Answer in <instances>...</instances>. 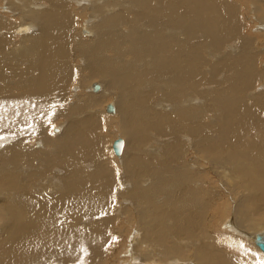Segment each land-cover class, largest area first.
I'll list each match as a JSON object with an SVG mask.
<instances>
[{
	"label": "bare ground",
	"instance_id": "6f19581e",
	"mask_svg": "<svg viewBox=\"0 0 264 264\" xmlns=\"http://www.w3.org/2000/svg\"><path fill=\"white\" fill-rule=\"evenodd\" d=\"M89 1L0 6V264H264V0Z\"/></svg>",
	"mask_w": 264,
	"mask_h": 264
},
{
	"label": "rangeland",
	"instance_id": "374dc122",
	"mask_svg": "<svg viewBox=\"0 0 264 264\" xmlns=\"http://www.w3.org/2000/svg\"><path fill=\"white\" fill-rule=\"evenodd\" d=\"M4 1L5 0H0V6H1V4L2 3H4ZM80 1V0H79ZM86 2V4H88L90 1L89 0H81V2ZM119 8V7H118ZM118 8H116L115 9V11L118 9ZM2 12H3V9L0 7V14H2ZM84 14H82V20H85V21H88V19H89V17H93L94 15L91 13V12H83ZM88 13V14H87ZM86 14V15H85ZM93 15V16H92ZM13 16H16V15H12V17ZM85 16V17H84ZM15 19H18L17 17H14ZM95 18V17H94ZM85 21H84V23H85ZM82 23V22H81ZM83 23V24H84ZM80 24V23H79ZM82 24V25H83ZM253 23L252 22H250L249 23V26L250 27H252L253 25H252ZM80 26H81V24L79 25V28H78V31L80 32ZM93 31H94V33H96V31L94 30V29H92ZM127 30H129V29H127ZM125 31V30H124ZM80 34V33H79ZM15 35V34H14ZM16 36H18V35H16ZM80 37H83V38H89V37H84V35L82 36V35H79ZM16 38H18V37H16ZM92 38V37H91ZM261 46L264 48V38L262 37L261 38ZM19 43V41L17 42V44ZM18 45H20V43L18 44ZM262 66H264V62L262 63ZM98 80V81H97ZM100 82V83H102V85H103V83H104V81L103 80H99V79H96V80H94V81H92L90 84H92L93 82ZM78 84H76L75 86H77ZM260 86H261V88H260ZM264 87V83H260V85H259V88H260V90H262V89H264L263 87ZM76 90H78L79 91V89L77 88ZM86 90H89V87H88V89H87V87H86ZM257 89H255V91H254V94L255 93H257L258 91H256ZM81 92V94L82 93H85L86 94V92H82V90L80 91ZM251 96H252V94H250ZM110 99H108L107 101H105V103L103 104V106H102V111H103V113L105 114L103 117H105L106 115H111V116H115L116 115V113L114 114L113 112H108L107 113V111H106V108H105V104L107 103V104H109V103H113L112 101H109ZM106 112V113H105ZM113 113V114H112ZM107 118V117H106ZM59 125H54L53 127H58ZM111 130H116V129H113V127L111 128ZM111 130L109 131V134H108V136H109V138H108V147H109V149L111 148V146H112V142L115 140V139H117L118 137H120V136H117L119 133H116L117 132V130H116V132L115 131H113V132H111ZM55 132V131H54ZM110 132H111V134H110ZM55 133H57V132H55ZM49 134L52 136V134H53V129H52V131H50L49 132ZM56 135V134H55ZM53 136H54V134H53ZM121 137H123V136H121ZM124 138V137H123ZM110 139V140H109ZM110 151H111V149H110ZM111 154H112V156H113V158H119L118 156H116L115 154H114V151L112 150L111 151ZM192 156V157H191ZM191 156H189V158H191V159H193V157H195V159L197 158L196 157V155H193V153L191 154ZM197 160V159H196ZM147 183V182H146ZM220 188V187H219ZM217 190L219 191V192H217V195L216 196H218V195H220V196H218V199H217V203H218V205H220L221 206V208L222 207H225V208H222L221 210L222 211H224V212H222V211H220V209H219V207H217L218 208V214L220 215V213L222 212V213H224V214H222L221 213V215H224V216H226V213H227V215L228 216H226L227 218V220L228 219H233L234 217H235V215L234 214H232V211H233V213H234V211H235V208H234V206H235V202H237V198L239 197V195H238V193H236V192H234V194L235 195H233V192L231 191V193H228L229 191L228 190H224L223 188H222V190H221V188L220 189H218L217 188ZM56 192V190H54V191H52L51 193H55ZM227 192V193H226ZM50 193V194H51ZM219 193H223L222 195L224 196H222L221 194H219ZM228 194H230V196H232V197H230V198H228ZM219 197H222V199H219ZM234 197H235V199H234ZM233 199V200H232ZM158 200H161L162 201V198H156V202L158 201ZM123 201L124 200H122V199H120V201H113L111 204H112V207H114L111 211H110V213L111 214H116L118 217H119V215L123 212L122 210H119V208L122 206V205H124L125 203H123ZM229 203H232V201H233V205L232 204H229ZM154 202H155V200H154ZM126 204H128V203H126ZM223 204V205H222ZM227 204H228V206H227ZM129 205V204H128ZM132 205V204H131ZM230 205H232L231 207H229ZM228 207V208H227ZM227 208V209H226ZM234 208V209H233ZM228 209H229V211H228ZM137 211V208H135V212ZM226 212V213H225ZM228 212H229V214H228ZM103 213V212H102ZM135 214V213H134ZM127 215V214H126ZM252 217L253 218H257V215L256 214H253L252 215ZM123 218H124V216H123ZM121 222V224H118V225H115L114 226V228H113V230H111L110 232L112 233H110L111 235H114L116 238H117V242H115L114 240L112 241V242H109L107 245H106V250L107 251H109V250H113V254H109V252H108V255H110V256H106L109 260L108 261H106L105 262V264H122L123 263V261L125 260V259H129V260H131V259H133V258H139V257H141V252H138V251H136L135 250V248L133 247V248H131V251L129 252V253H127V250H128V247H126V245H128L131 241H132V238L130 239L129 237L130 236H132V234H133V231H134V229H138V228H140L139 229V231H141L142 229H144V226L139 222H129L130 224L128 225L127 224V221H126V219H123V220H120ZM126 221V222H125ZM217 222H218V220H217ZM127 225H126V224ZM219 223H220V221H219ZM218 223V227L220 228V230L221 231H224V230H227L226 229V225H223V224H219ZM255 223L256 224H254V225H252L251 227H249L248 229H245L244 230V232L245 233H247V234H254V233H256V232H260V231H263L264 230V228H263V226L264 225H257L258 224V222L257 221H255ZM118 226V228H116ZM127 226V227H126ZM220 226H222V227H220ZM254 226V227H253ZM121 228V229H120ZM252 228V229H251ZM120 229V230H119ZM125 229H126V231H125ZM127 229H129V231L127 230ZM254 229V230H253ZM121 230H124V233L121 231ZM115 233H117V234H115ZM122 234V236H121V234ZM243 236V235H242ZM244 236H246V237H242L241 238V240L244 242V244L245 245H247V247H250L249 249H250V251H252V252H254V254H256L255 253V250H256V252H258V254L259 255H262L263 256V258H264V254H263V252L262 251H258L257 249H255L256 247H254V245H253V241H252V239H251V237H247V235H244ZM118 237H121V238H119L118 239ZM115 238V239H116ZM121 239V240H120ZM134 239H137L136 238V236H134ZM244 239V240H243ZM247 239V240H246ZM249 239V240H248ZM170 241H171V239H169ZM168 240V244H170L171 242ZM170 242V243H169ZM174 242V241H173ZM152 243H154V242H152ZM133 245H135V243H133ZM127 248V249H126ZM109 249V250H108ZM252 249V250H251ZM251 252V253H252ZM226 253L227 254H229V255H232V251L230 250V249H227L226 250ZM88 254H89V246L88 245H86V247H85V252H82V254H81V257L78 259V260H76L73 264H85V260L87 259V257H88ZM114 255V256H113ZM153 255V254H152ZM156 257L158 258H160V256H158V255H156ZM123 260V261H122ZM194 262V259L191 257V256H188L187 257V259H186V264H192ZM54 262H50L49 264H53Z\"/></svg>",
	"mask_w": 264,
	"mask_h": 264
},
{
	"label": "water",
	"instance_id": "95a60500",
	"mask_svg": "<svg viewBox=\"0 0 264 264\" xmlns=\"http://www.w3.org/2000/svg\"><path fill=\"white\" fill-rule=\"evenodd\" d=\"M99 87H100V85L98 83H95L94 88L98 89ZM107 109H108V111H113L114 106L112 104H110V105H108ZM123 146H124V139L123 138L119 137L118 139H116L114 141L113 149L117 155L121 154ZM256 244L260 247V249L262 251H264V234H259L256 237Z\"/></svg>",
	"mask_w": 264,
	"mask_h": 264
}]
</instances>
